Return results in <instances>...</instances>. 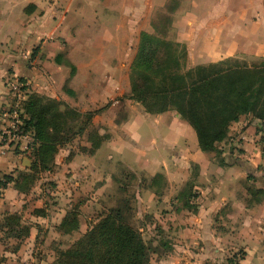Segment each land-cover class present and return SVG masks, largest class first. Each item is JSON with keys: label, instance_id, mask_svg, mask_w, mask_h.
<instances>
[{"label": "crops", "instance_id": "crops-1", "mask_svg": "<svg viewBox=\"0 0 264 264\" xmlns=\"http://www.w3.org/2000/svg\"><path fill=\"white\" fill-rule=\"evenodd\" d=\"M154 1L0 0V111L10 99L6 82L18 80L25 99L32 92L79 113L97 111L91 126L103 137L93 151L87 130L79 134L86 135L79 147L61 146L52 171L40 173L38 186L28 193L12 182L6 188L0 219L7 225L13 216L14 233L19 224L29 226L16 254L38 234L36 224L46 222L37 214L44 202L35 198L43 182L68 195L83 196L91 187L102 196L113 188L121 165L135 181L137 229L151 245L147 264H264L259 119L240 117L217 144L219 154L203 152L193 128L175 111L149 113L126 98L129 67L122 63L120 27L123 21L131 24L130 13L152 10ZM178 7L176 41L185 46L191 67L228 59L264 61V0H184ZM105 23L112 25L108 34ZM15 149L0 137V176L29 171L30 158ZM59 206L55 209L62 212ZM72 209L46 218L59 229ZM79 227L64 235L80 231L81 236L88 229Z\"/></svg>", "mask_w": 264, "mask_h": 264}, {"label": "trees", "instance_id": "trees-1", "mask_svg": "<svg viewBox=\"0 0 264 264\" xmlns=\"http://www.w3.org/2000/svg\"><path fill=\"white\" fill-rule=\"evenodd\" d=\"M128 78L127 99L141 102L149 113L175 111L193 128L203 152L219 154L217 144L226 139L230 125L240 117L264 120V61L249 67L236 59L187 67L185 46L169 40L167 31L140 33ZM66 92L73 95L72 91ZM62 104L46 96L27 93L22 108L24 128L34 140L28 156L32 165L28 172L16 178L1 176L5 182H12L18 192L28 193L40 173L52 171L59 148L71 141L72 137L63 135L64 127L69 117L79 113ZM96 113L84 112L86 119L79 128V134L87 130L92 151L103 140L94 129L88 131ZM260 140L264 153V134ZM132 218L129 201L120 199L116 207L103 213L51 264H147L149 247ZM10 219L15 221L13 216ZM9 220L7 224L11 226ZM78 226V212L72 209L59 229L70 233ZM27 234L26 229L24 236Z\"/></svg>", "mask_w": 264, "mask_h": 264}, {"label": "rangeland", "instance_id": "rangeland-1", "mask_svg": "<svg viewBox=\"0 0 264 264\" xmlns=\"http://www.w3.org/2000/svg\"><path fill=\"white\" fill-rule=\"evenodd\" d=\"M180 1L182 3L184 0H156L154 1L152 10L146 11L143 9L136 13H130V15L127 16L129 18H133V21L130 23H133L135 26H127L131 24H129L127 21H123L120 27V35L122 39V63L126 68L130 67L131 62L136 54L141 32L156 34V32L160 33L167 31V38L169 40H177L178 32L174 26V23L176 22L177 15V11L175 10H178ZM121 15L122 18L126 19V13L122 12ZM167 19H169V22ZM103 26L104 32L108 34V29L111 28L112 25L105 23ZM238 61L246 64L248 67L253 64L258 65L260 63V61L256 60L246 62L243 60ZM187 67H191L189 61H187ZM83 114L84 113H79L75 117H69V120L67 121L63 131V135L65 137H72L68 144L73 145V147L75 146V148L79 147V143L84 141L86 136L85 134H83L81 137L79 136V128L86 119ZM90 129L95 128L94 126H90L88 131ZM26 164H28L27 161ZM116 167L117 169L116 176L114 177L113 181V188L103 192L102 196H99L96 189H92L91 187H89L88 190L84 192L83 196L75 193L68 195L65 194L66 192L63 189L54 188L52 183L43 182V184L40 186V190L38 191V197L35 195V198H38V200L41 199L42 202H44L45 207L42 208L41 212L39 213L45 216L46 222H43L42 226L41 224H36V226L39 227L38 234L34 238H31L30 242H25V248L23 252L16 254V247L17 245H20V241L24 240L21 239V237L24 236V233L26 229L28 230L29 226L27 223H25L23 226H20L19 224L17 233H14L13 231L16 230V228H11V226L7 223V225H5L3 218L0 219V250L6 251V253H2L0 251V264H14V261H17V259H19L17 262L19 264H51L50 262H53L62 251L73 244L74 240L80 236V231L64 235V233L58 229L56 223L51 219V217L50 219L46 218L47 215L51 216L52 211L54 213L59 212L58 214L61 215L64 211H67L71 208L76 209L78 212L79 228H81V231H84L86 228L95 223L108 209L111 207H116L119 204L120 199L125 198L129 201V205L133 210L132 222L134 226L137 227L139 224V220L136 218L137 209L131 200V186L135 181L133 178H129L130 174H127L128 172H126V169L124 170L121 165ZM39 176L40 175H38V177ZM133 177L135 178V176ZM119 183L122 187L119 186ZM33 185L38 186V183L35 181ZM125 186H127V188H125ZM118 187H120L123 192H121ZM57 203L60 204L59 209H62V212L55 209L57 208ZM38 205L40 204L38 203ZM9 221L10 223H14L13 219H10ZM45 224L49 225V229L51 230L50 233L49 229H46L44 232L45 228L43 226ZM54 226L56 227L54 228ZM145 241L149 243L147 240ZM147 245L150 249L151 245Z\"/></svg>", "mask_w": 264, "mask_h": 264}, {"label": "built area", "instance_id": "built-area-1", "mask_svg": "<svg viewBox=\"0 0 264 264\" xmlns=\"http://www.w3.org/2000/svg\"><path fill=\"white\" fill-rule=\"evenodd\" d=\"M6 88L10 99L0 111L1 142L16 149L21 147L22 151L29 156L34 140L29 131L24 128L25 115L22 107L25 100V86L21 81L8 79ZM258 126L264 132V120H259ZM4 182V178L0 176V199L3 198L6 188L11 184Z\"/></svg>", "mask_w": 264, "mask_h": 264}, {"label": "water", "instance_id": "water-1", "mask_svg": "<svg viewBox=\"0 0 264 264\" xmlns=\"http://www.w3.org/2000/svg\"><path fill=\"white\" fill-rule=\"evenodd\" d=\"M26 161L29 163V159L28 158H26Z\"/></svg>", "mask_w": 264, "mask_h": 264}]
</instances>
